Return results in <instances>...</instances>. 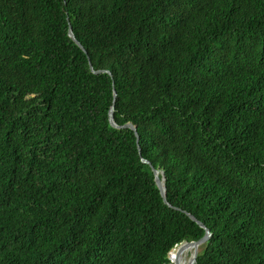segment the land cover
I'll list each match as a JSON object with an SVG mask.
<instances>
[{"label": "trees", "instance_id": "trees-1", "mask_svg": "<svg viewBox=\"0 0 264 264\" xmlns=\"http://www.w3.org/2000/svg\"><path fill=\"white\" fill-rule=\"evenodd\" d=\"M185 213L264 264V0H0V264H169Z\"/></svg>", "mask_w": 264, "mask_h": 264}, {"label": "water", "instance_id": "water-1", "mask_svg": "<svg viewBox=\"0 0 264 264\" xmlns=\"http://www.w3.org/2000/svg\"><path fill=\"white\" fill-rule=\"evenodd\" d=\"M67 34H68V37L76 44V46H78L79 50H81L82 52H84V54H87L86 51L83 50L84 48L82 47V45L75 39L74 35L71 32V28H70L69 25H68V32H67ZM89 68H90L91 72L93 74H95V75L96 74H103V73H105L107 75H110V72L107 71V70H97V71L92 70V67H91V64L90 63H89ZM115 96H116L115 93H113V100H112L111 106H110V108L108 110V113H107L109 125L111 127L115 128V129L124 128V129H130V130L133 131L134 136L136 138V147H137V151H138V156H139L140 162L142 164L148 165L151 168V172L153 174L154 183H155V185H156V187H157V189H158V191L160 193V196H161L163 202L166 204V201H165V189H164V185H163L164 179L162 177V173L159 172V169H154L153 167H151L150 163L147 160H145L144 158H142L141 153H140V148H139V145H138V135H137L136 128L131 123H129V122L126 123V124H124L123 126H117L114 123V121H113L114 99H115ZM159 173H160V176H159ZM185 214L187 215V217L192 222H194L195 224H197L199 227L203 228V230H204V235L199 240H197V241H191V242H183V243H180L179 244V245L186 244V245L192 246V248H193V255H192V262H191V264H194L195 263L196 254L198 252V247L201 246L202 244H204L210 238L211 234H210L209 230L202 223H200L196 218H194L192 215H190L188 213H185ZM176 246H178V245H176ZM170 252L168 254L169 264H170V257H169Z\"/></svg>", "mask_w": 264, "mask_h": 264}, {"label": "bare ground", "instance_id": "bare-ground-1", "mask_svg": "<svg viewBox=\"0 0 264 264\" xmlns=\"http://www.w3.org/2000/svg\"><path fill=\"white\" fill-rule=\"evenodd\" d=\"M191 251L190 254V261L188 258V253ZM192 255H193V248L190 245L182 244L177 246L175 249L170 252V263L173 264H191L192 262Z\"/></svg>", "mask_w": 264, "mask_h": 264}, {"label": "rangeland", "instance_id": "rangeland-1", "mask_svg": "<svg viewBox=\"0 0 264 264\" xmlns=\"http://www.w3.org/2000/svg\"><path fill=\"white\" fill-rule=\"evenodd\" d=\"M179 246V245H178ZM177 246L174 247V249L176 248ZM172 252V251H171ZM190 254H191V251L187 254L188 255V258H189V261H190ZM173 263V262H172Z\"/></svg>", "mask_w": 264, "mask_h": 264}]
</instances>
